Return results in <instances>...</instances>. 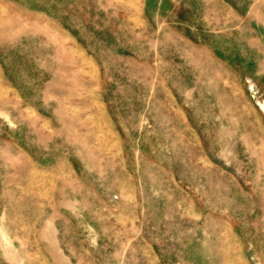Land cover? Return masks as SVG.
<instances>
[{
    "label": "rangeland",
    "instance_id": "rangeland-1",
    "mask_svg": "<svg viewBox=\"0 0 264 264\" xmlns=\"http://www.w3.org/2000/svg\"><path fill=\"white\" fill-rule=\"evenodd\" d=\"M0 19V264H264V0Z\"/></svg>",
    "mask_w": 264,
    "mask_h": 264
},
{
    "label": "bare ground",
    "instance_id": "bare-ground-1",
    "mask_svg": "<svg viewBox=\"0 0 264 264\" xmlns=\"http://www.w3.org/2000/svg\"><path fill=\"white\" fill-rule=\"evenodd\" d=\"M4 26L7 28L10 27V28H8V30L14 29L17 31V30H20L21 27L24 25L22 24L21 21H18L16 19H14V20H11V19L2 20V19H0V31L4 29Z\"/></svg>",
    "mask_w": 264,
    "mask_h": 264
}]
</instances>
